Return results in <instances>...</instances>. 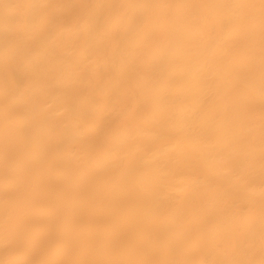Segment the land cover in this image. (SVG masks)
Here are the masks:
<instances>
[{
	"label": "bare ground",
	"instance_id": "obj_1",
	"mask_svg": "<svg viewBox=\"0 0 264 264\" xmlns=\"http://www.w3.org/2000/svg\"><path fill=\"white\" fill-rule=\"evenodd\" d=\"M262 33L261 0H0V264H264Z\"/></svg>",
	"mask_w": 264,
	"mask_h": 264
},
{
	"label": "snow or ice",
	"instance_id": "obj_2",
	"mask_svg": "<svg viewBox=\"0 0 264 264\" xmlns=\"http://www.w3.org/2000/svg\"><path fill=\"white\" fill-rule=\"evenodd\" d=\"M8 7V5H6ZM261 10L262 15H264V0H261ZM264 35V33H262ZM262 56H264V41H262ZM262 81H264V73H262ZM17 264H56V262H42V261H20ZM97 264H102V262H97Z\"/></svg>",
	"mask_w": 264,
	"mask_h": 264
}]
</instances>
